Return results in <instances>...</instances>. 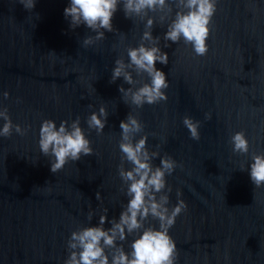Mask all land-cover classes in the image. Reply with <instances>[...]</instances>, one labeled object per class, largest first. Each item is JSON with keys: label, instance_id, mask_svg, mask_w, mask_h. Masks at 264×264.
I'll use <instances>...</instances> for the list:
<instances>
[{"label": "water", "instance_id": "obj_1", "mask_svg": "<svg viewBox=\"0 0 264 264\" xmlns=\"http://www.w3.org/2000/svg\"><path fill=\"white\" fill-rule=\"evenodd\" d=\"M68 4L35 0L29 11L18 0H0V93H9L7 99L0 94V107L27 129L0 137V264H64L73 230L97 225L101 214L104 228L118 219L128 200L117 171L119 124L129 112L143 123L134 139L146 133L149 151L159 153L153 166L166 154L177 162L165 177L169 208L178 189L187 204L169 229L176 264H264V186L252 184L248 169L251 154L264 153V0H217L203 56L182 39L165 41L167 21L161 25L158 14L149 12L152 34L168 54L167 65L155 66L169 86L166 101L140 108L125 103L118 90L130 85L110 77L115 59L127 62V47L141 42L144 20L126 18L120 5L114 31L85 47L84 36L95 33L84 25L69 27ZM176 10L173 5L169 19ZM143 80L148 82L146 74ZM101 105L107 123L98 135L86 118ZM185 115L200 121L199 140L191 139ZM77 116L94 151L53 174L39 149L41 122L52 119L59 126ZM237 131L248 139L246 155L232 152L230 136ZM149 224L158 227L151 217ZM134 238L117 243L128 252Z\"/></svg>", "mask_w": 264, "mask_h": 264}, {"label": "clouds", "instance_id": "obj_2", "mask_svg": "<svg viewBox=\"0 0 264 264\" xmlns=\"http://www.w3.org/2000/svg\"><path fill=\"white\" fill-rule=\"evenodd\" d=\"M18 2L29 11L35 6V0ZM120 5L126 18L135 16L144 20V30L139 45L127 47L128 61L125 62L123 57L115 59L110 82L123 78L130 86L125 88L120 85L118 90L125 103L130 101L136 108L145 103L151 105L166 101L167 94L163 90L168 88L169 82L166 73L155 65L156 62L167 65L168 54L158 46L160 37L152 34L154 17L149 12L158 14L161 25L167 21L165 41L175 43L182 39L185 44H191L196 55L203 56L208 51L206 40L212 17L217 11V0H69L64 8V16L71 29L84 25L95 33L94 36L85 35L82 39V45L86 47L103 40L105 31H114L112 18ZM173 5L177 10L174 17L169 19ZM132 72L136 73L138 79L133 77ZM145 74L149 78L148 82L143 80ZM0 94L5 99L9 96L7 91ZM205 118L211 119V114L205 113ZM0 120L3 121L0 137H10L13 131L19 135L27 132V129L13 123L6 107H0ZM182 122L191 139L199 140L200 121L185 115ZM86 123L89 130L94 129L98 135L101 134L107 123L104 106L99 107L98 113L92 111L86 118ZM119 127L121 163L117 171L126 185L127 203L118 219L110 221L109 228L103 227L106 215L101 214L97 225L73 230L66 241L68 255L64 264H176L178 252L169 229L174 225L176 217L187 209V204L179 199L178 189L177 203L169 208L167 193L171 191V186L166 185L165 177L173 172L177 162L166 154L160 157L159 166H153L152 159L159 153L157 150L149 151L146 145L147 134L134 139L143 130V123L137 115L129 112L126 119L120 121ZM230 142L233 153H249V142L243 131L233 133ZM38 144L40 152L49 157L50 171L53 174L69 161H79L82 155L89 156L94 151L80 126L79 116L70 122L61 120L59 126L52 119L43 120L39 128ZM125 161L132 166L125 168ZM240 169L245 170L244 163H241ZM248 169L252 184L256 187L264 186V153H252ZM96 198L100 199L99 192H96ZM103 211L106 213L107 209ZM91 217L90 211L88 218ZM149 217L158 221V227L151 224L145 226ZM128 235H134L135 238L130 242V251L126 252L122 243L118 244L117 241H125Z\"/></svg>", "mask_w": 264, "mask_h": 264}]
</instances>
